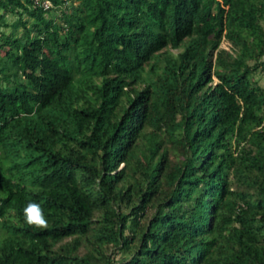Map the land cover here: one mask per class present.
Wrapping results in <instances>:
<instances>
[{
    "label": "trees",
    "instance_id": "obj_1",
    "mask_svg": "<svg viewBox=\"0 0 264 264\" xmlns=\"http://www.w3.org/2000/svg\"><path fill=\"white\" fill-rule=\"evenodd\" d=\"M263 17L0 0V264H264Z\"/></svg>",
    "mask_w": 264,
    "mask_h": 264
},
{
    "label": "clouds",
    "instance_id": "obj_2",
    "mask_svg": "<svg viewBox=\"0 0 264 264\" xmlns=\"http://www.w3.org/2000/svg\"><path fill=\"white\" fill-rule=\"evenodd\" d=\"M224 46L227 47L228 43ZM25 222L31 226L44 228L47 226V219L44 216L43 209L36 203H29L24 210Z\"/></svg>",
    "mask_w": 264,
    "mask_h": 264
},
{
    "label": "rangeland",
    "instance_id": "obj_3",
    "mask_svg": "<svg viewBox=\"0 0 264 264\" xmlns=\"http://www.w3.org/2000/svg\"><path fill=\"white\" fill-rule=\"evenodd\" d=\"M69 2V0H66V4ZM8 17H11V15H8ZM262 24L264 25V17L261 19ZM225 39H220L219 41V45H226ZM226 47V46H225ZM173 50H176V47H172ZM252 77L254 79H256L257 82L263 84L264 83V70H260V69H255L252 73H251Z\"/></svg>",
    "mask_w": 264,
    "mask_h": 264
},
{
    "label": "built area",
    "instance_id": "obj_4",
    "mask_svg": "<svg viewBox=\"0 0 264 264\" xmlns=\"http://www.w3.org/2000/svg\"><path fill=\"white\" fill-rule=\"evenodd\" d=\"M41 2H42L43 5H46L48 0H41Z\"/></svg>",
    "mask_w": 264,
    "mask_h": 264
}]
</instances>
